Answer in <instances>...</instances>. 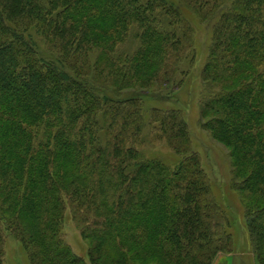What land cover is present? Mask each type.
I'll return each mask as SVG.
<instances>
[{
    "label": "trees",
    "instance_id": "obj_1",
    "mask_svg": "<svg viewBox=\"0 0 264 264\" xmlns=\"http://www.w3.org/2000/svg\"><path fill=\"white\" fill-rule=\"evenodd\" d=\"M188 3L204 19L227 7L201 116L228 151L264 264V0ZM189 32L166 0H0V264L4 231L30 264H85L61 238L67 207L89 264H212L231 253L184 119L144 110L137 91L175 77ZM148 141L167 143L178 165L144 160Z\"/></svg>",
    "mask_w": 264,
    "mask_h": 264
},
{
    "label": "rangeland",
    "instance_id": "obj_2",
    "mask_svg": "<svg viewBox=\"0 0 264 264\" xmlns=\"http://www.w3.org/2000/svg\"><path fill=\"white\" fill-rule=\"evenodd\" d=\"M166 1L180 10L190 27L187 35L188 51L183 55V62L175 77L169 79L171 81L166 84L157 82L148 90L137 91L145 96L142 101L144 110H174L180 113L189 134L190 151L198 156L209 182L211 195L227 218V233L230 235L232 250L231 253L220 254L212 264H257L247 229L245 204L236 188L228 151L204 129L205 121L201 116L203 100L207 93L202 71L207 62L214 24L227 7L223 5L212 18L204 19L194 11L188 0ZM132 47L129 45L127 51ZM135 93L134 90H124L121 97ZM139 150L144 160H158L171 169L181 160L163 141H148L142 144ZM2 234L3 264H30L19 241L8 231ZM60 234L72 254L89 264V243L81 236L80 228L73 220L68 207L63 213Z\"/></svg>",
    "mask_w": 264,
    "mask_h": 264
}]
</instances>
